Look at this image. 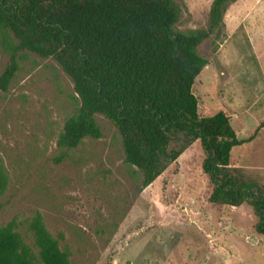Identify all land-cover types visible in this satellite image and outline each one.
<instances>
[{
	"label": "rangeland",
	"instance_id": "obj_1",
	"mask_svg": "<svg viewBox=\"0 0 264 264\" xmlns=\"http://www.w3.org/2000/svg\"><path fill=\"white\" fill-rule=\"evenodd\" d=\"M175 1L181 7L177 29L207 27L212 0ZM223 22V34L215 31L198 51L222 79L215 54L227 38L222 49L231 80L241 86L242 103H252L239 120L231 115L237 137L245 139L233 149L231 164L264 186V126L256 129L264 121V0H236ZM12 38L0 29V73ZM18 67L9 89L0 91V166L7 177L0 225L15 221L36 264L28 221L37 212L68 252L69 264H264V236L256 232L251 207L209 202L212 186L201 167L199 140L141 188L124 161L119 131L102 114L96 116L100 138L57 147L77 102L70 77L54 58L22 50ZM209 81L207 76L193 88L200 115L216 111L209 108Z\"/></svg>",
	"mask_w": 264,
	"mask_h": 264
},
{
	"label": "trees",
	"instance_id": "obj_2",
	"mask_svg": "<svg viewBox=\"0 0 264 264\" xmlns=\"http://www.w3.org/2000/svg\"><path fill=\"white\" fill-rule=\"evenodd\" d=\"M212 0L205 29L181 31L175 0H0V29L10 33L9 61L0 73L7 91L18 71V53L52 57L73 83L74 113L65 117L56 145L73 149L102 136V114L121 136L124 161L140 187L151 184L195 140L202 170L212 186L209 202L248 204L264 236V186L231 164L237 137L231 113L200 115L196 78L212 63L199 45L222 33L227 6ZM262 121L256 129L263 127ZM7 177L0 166V192ZM40 264H69V254L46 228L40 213L28 221ZM0 264H36L14 220L0 225Z\"/></svg>",
	"mask_w": 264,
	"mask_h": 264
},
{
	"label": "crops",
	"instance_id": "obj_3",
	"mask_svg": "<svg viewBox=\"0 0 264 264\" xmlns=\"http://www.w3.org/2000/svg\"><path fill=\"white\" fill-rule=\"evenodd\" d=\"M224 41L219 45L215 54V61L220 70V75L223 76L222 79L220 78V76L217 75L216 71L211 69L210 66L212 64H209L208 66L205 67L202 73L196 78L194 85H196L198 81L201 82L203 79H206L207 76L210 77V81L205 87V89L210 91L209 99L212 105H210L209 108L213 109L212 106H215L216 110L224 109L228 112H231V115L239 120L243 115L248 114L252 103H249L246 106L242 103L243 99L241 98V86L236 85L235 82L231 80L232 75L228 71L229 62L228 60H226L227 59L226 51H223L222 49L224 45ZM216 89L218 90L217 91L218 93L217 92L214 93V90L216 91ZM197 99H198V109L200 110L201 103L199 101L198 96Z\"/></svg>",
	"mask_w": 264,
	"mask_h": 264
}]
</instances>
